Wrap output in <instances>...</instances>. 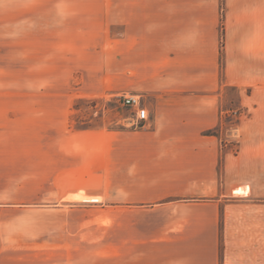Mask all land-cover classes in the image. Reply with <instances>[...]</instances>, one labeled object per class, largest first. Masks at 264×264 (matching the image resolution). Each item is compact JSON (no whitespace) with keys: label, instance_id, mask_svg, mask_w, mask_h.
Instances as JSON below:
<instances>
[{"label":"crops","instance_id":"crops-1","mask_svg":"<svg viewBox=\"0 0 264 264\" xmlns=\"http://www.w3.org/2000/svg\"><path fill=\"white\" fill-rule=\"evenodd\" d=\"M225 5L221 61L220 0H0V264L23 253L5 206L41 198L64 222L60 255H83L64 225L94 206L91 255L107 264H264V202H241L264 176V0ZM227 88L253 109L238 155L207 134ZM129 94L145 126L70 128L75 100Z\"/></svg>","mask_w":264,"mask_h":264},{"label":"rangeland","instance_id":"rangeland-1","mask_svg":"<svg viewBox=\"0 0 264 264\" xmlns=\"http://www.w3.org/2000/svg\"><path fill=\"white\" fill-rule=\"evenodd\" d=\"M225 0H220V30H221V61L223 57L225 44ZM80 79H77L75 87H78ZM250 90L244 94H250ZM224 99L221 106L223 114L221 126L216 130L217 135L223 139V147L233 150L235 155L241 151V141L243 134L240 132V126L243 121H247L252 117L253 109L242 104L241 92L235 88H227L223 92ZM72 114L70 119V128L73 126L75 130L92 129V130H131L135 129V112L131 108L125 106L121 97H100V98H81L73 102ZM228 111V112H226ZM224 154V153H223ZM260 164H264L261 161ZM5 180H12L11 177ZM28 180V179H25ZM259 191L250 198L243 199L246 204L245 210L251 212L253 203L264 202V176L257 177ZM7 187V185H5ZM9 188L11 185L8 186ZM23 188V187H22ZM26 190V188H25ZM11 196L12 194H6ZM33 193L23 191L19 194L21 201L31 199ZM42 195V194H41ZM9 200V199H8ZM5 205H11L9 201ZM24 203V202H23ZM22 206H5V208H13L21 210L19 216L5 214V235L11 238L19 237L18 240H9L12 246L21 252L17 257H5L4 264H107L106 257H95L91 255V247L93 238L91 235V221L93 216L99 215V208L94 206H81L83 211L68 214V235L66 241L62 240V244L66 247L71 245H80L83 248V255L80 257L69 255H60L61 244L59 243L61 227L63 223L59 217L50 218L43 215L42 209L48 205L41 198L36 204H21ZM71 208V207H70ZM38 210V211H33ZM83 219V224L78 228V237L80 241H76L75 232H77L76 219ZM8 220V221H6ZM235 232L234 224L229 227ZM235 236L234 233H230ZM50 236L52 239L57 238V244L51 246L46 240ZM97 241V239H96ZM97 243L100 246L106 245V239H100ZM248 242H245L244 248H247ZM232 248H235V242L232 241ZM64 248V247H63ZM52 250V254L49 250Z\"/></svg>","mask_w":264,"mask_h":264},{"label":"built area","instance_id":"built-area-1","mask_svg":"<svg viewBox=\"0 0 264 264\" xmlns=\"http://www.w3.org/2000/svg\"><path fill=\"white\" fill-rule=\"evenodd\" d=\"M123 104L135 112V122L137 127H143L150 119V114L145 106V97L129 94L121 97Z\"/></svg>","mask_w":264,"mask_h":264},{"label":"trees","instance_id":"trees-1","mask_svg":"<svg viewBox=\"0 0 264 264\" xmlns=\"http://www.w3.org/2000/svg\"><path fill=\"white\" fill-rule=\"evenodd\" d=\"M71 129H72V130H75V129L73 128V126H71ZM207 134H208V135H217V132H216V131H210V132H208Z\"/></svg>","mask_w":264,"mask_h":264}]
</instances>
